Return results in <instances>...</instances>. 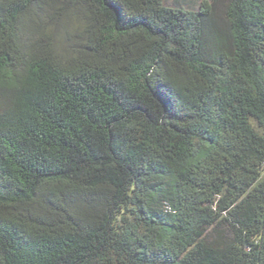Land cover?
I'll return each instance as SVG.
<instances>
[{
  "label": "trees",
  "instance_id": "16d2710c",
  "mask_svg": "<svg viewBox=\"0 0 264 264\" xmlns=\"http://www.w3.org/2000/svg\"><path fill=\"white\" fill-rule=\"evenodd\" d=\"M0 264H264V0H0Z\"/></svg>",
  "mask_w": 264,
  "mask_h": 264
},
{
  "label": "rangeland",
  "instance_id": "374dc122",
  "mask_svg": "<svg viewBox=\"0 0 264 264\" xmlns=\"http://www.w3.org/2000/svg\"><path fill=\"white\" fill-rule=\"evenodd\" d=\"M201 0H178L182 8L196 10ZM165 4L174 7V0H165Z\"/></svg>",
  "mask_w": 264,
  "mask_h": 264
}]
</instances>
